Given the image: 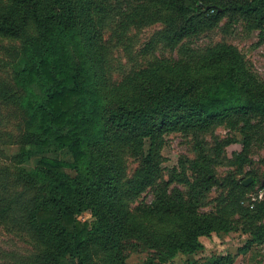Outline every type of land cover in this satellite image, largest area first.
Returning <instances> with one entry per match:
<instances>
[{"label": "trees", "instance_id": "trees-1", "mask_svg": "<svg viewBox=\"0 0 264 264\" xmlns=\"http://www.w3.org/2000/svg\"><path fill=\"white\" fill-rule=\"evenodd\" d=\"M158 24L136 60L133 31ZM239 24L264 43V0H0V38L19 42L0 74V226L25 243L5 255L130 264L128 251L141 249L149 254L133 264H175L214 233L247 234L242 253L264 244V198L249 204L264 186L252 157L264 144V79L237 46L192 42ZM122 47L133 63L115 78ZM219 126L229 133L209 146ZM169 133L191 140L172 168ZM235 134L242 149L229 157ZM224 163L232 169L221 177Z\"/></svg>", "mask_w": 264, "mask_h": 264}, {"label": "rangeland", "instance_id": "rangeland-1", "mask_svg": "<svg viewBox=\"0 0 264 264\" xmlns=\"http://www.w3.org/2000/svg\"><path fill=\"white\" fill-rule=\"evenodd\" d=\"M160 25H154L147 27L140 32L133 31V35H136L133 45V57L140 61L141 58H137L139 49L143 47L144 43L147 42L149 36L156 31ZM218 41H226L238 47V49L245 55L248 64L251 66L254 73H256L261 79H264V43H260L259 32L257 30L248 31L243 25H232L230 27H224L215 29L214 31L208 32L207 34L201 35L199 38L192 40L193 45L197 47H203L205 45L215 43ZM19 44V42L11 40H3L0 38V74L7 72L11 73L9 64L10 59L7 56L5 48L8 45ZM165 51H158L157 56L166 55ZM169 54V53H167ZM116 59L117 68L114 72V76L119 77L124 71H126L131 65L129 53L125 50V47L119 48L114 53ZM15 127L11 125L10 130H14ZM229 133V128L224 126L217 127L214 131L204 136L205 142L210 146L212 139L215 136H226ZM237 141L227 147V155L231 157L235 151H240L242 145L240 142V135L235 134ZM166 143L163 148V154L166 157L164 166L172 168L178 164V161L183 155H191L190 137H185L179 133H169L165 136ZM17 146H12L9 149L10 153L18 152ZM51 156H58L60 158L69 159L71 156L62 152L49 153ZM253 161L254 166L258 169L260 174H264V144L256 143L253 148ZM38 156L32 158L25 166L32 168L37 160ZM231 166L227 163L219 166L218 174L224 177L231 170ZM168 175V171H166ZM252 177L246 178L249 179ZM253 180V179H252ZM245 181V180H244ZM214 190L213 196L217 193ZM144 197V196H143ZM151 196L148 197V199ZM81 220H92L90 213H85L80 216ZM247 234L242 231L230 232L228 235H217L212 234L211 237H203L202 242L205 245L203 251L195 254L194 256H186L181 254L175 259V264H190L191 260H194L195 264H205L212 256H220L231 253L236 255L233 264H264V244L255 245L248 253H242L239 249L245 244ZM25 243L19 240L17 237L12 235L10 232L0 226V264H15L14 261L5 255L10 251H23ZM149 252L145 250L130 249L128 251L127 261L130 264L142 262ZM101 257V256H100Z\"/></svg>", "mask_w": 264, "mask_h": 264}, {"label": "built area", "instance_id": "built-area-1", "mask_svg": "<svg viewBox=\"0 0 264 264\" xmlns=\"http://www.w3.org/2000/svg\"><path fill=\"white\" fill-rule=\"evenodd\" d=\"M249 198H250L249 204L250 207L252 208L254 207L255 202L262 200L264 198V186L258 191L251 193L249 195Z\"/></svg>", "mask_w": 264, "mask_h": 264}, {"label": "water", "instance_id": "water-1", "mask_svg": "<svg viewBox=\"0 0 264 264\" xmlns=\"http://www.w3.org/2000/svg\"><path fill=\"white\" fill-rule=\"evenodd\" d=\"M252 182V178H249L244 181V185H249Z\"/></svg>", "mask_w": 264, "mask_h": 264}]
</instances>
